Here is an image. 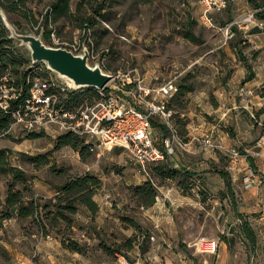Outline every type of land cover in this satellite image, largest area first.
I'll use <instances>...</instances> for the list:
<instances>
[{
  "label": "rangeland",
  "instance_id": "374dc122",
  "mask_svg": "<svg viewBox=\"0 0 264 264\" xmlns=\"http://www.w3.org/2000/svg\"><path fill=\"white\" fill-rule=\"evenodd\" d=\"M55 1L29 0V19L18 13H5L1 8L0 16L5 25L20 35L36 36L44 42V37L50 32L47 41L49 47L63 48L75 54L88 50L89 65L98 66L104 73L113 76L106 89L113 91L114 96L121 97L126 104H136L132 97L135 87L129 84L130 79L134 81L140 77L154 88L173 81L178 91L168 105L175 112L176 129L186 143V136L181 134L179 124H184L186 118L189 117L194 124L211 122V119L212 124H221V112L212 116L209 113L212 108L221 105L216 93L222 88L228 72L221 68L232 61L226 48L230 45L245 47L248 44L243 37L244 27L247 26L244 20L249 12L254 11L253 8L245 11L229 7L226 11L213 13L218 28L232 20L238 27L237 38L225 45V33L207 28L201 20L204 7L188 0H150L148 3L106 0L102 11L105 19L94 17L92 27L87 32L78 29L77 25L91 17L90 12L102 0H71L74 16L57 20L50 16ZM78 4H81V11H78ZM250 29L246 28V31ZM15 45L18 55L23 58L19 70L28 74L31 86L35 79L45 81L51 78L58 79L66 87L72 86L68 79L57 73L45 74L47 70L44 64L34 65L28 45L17 40ZM15 84L16 79L7 76L0 86L5 85L11 93L18 95ZM70 92L81 95L82 105L94 102L96 94L99 95V90L94 88ZM59 98L66 100L67 95L60 93ZM185 114L187 116L182 117ZM158 121L153 125L154 137L162 146L157 133L160 130ZM60 136L56 128L32 132L14 127L10 133L6 131L0 137V149L7 151L10 166L25 172L31 190L25 195L41 205L54 204L58 187L73 177L89 174L99 178L101 186L94 199L100 211L92 215L86 207L80 206L73 217L72 229L63 235L56 234L54 230L45 237L38 232L31 219L21 220L15 213L10 219L5 218L3 212L6 209L8 185L13 179L0 169V264H162L160 254L165 250L182 252L177 262L187 264L189 247L183 241L191 244L198 238L200 224L205 225L204 238L219 233V214L214 212L208 215L191 198L184 199L177 194L176 187L182 181V176L175 174L172 179H161L155 174L158 167L167 171L166 166L181 171L174 166L172 158L183 159L186 152L176 147L175 155L157 167L151 166L148 175L121 148L106 152L99 158L97 149L92 151L82 140L81 149L88 146L82 156L79 150L71 147H57ZM219 136L204 131L197 142L202 149L215 152L207 148L206 142L211 140L214 145L227 147ZM147 181L155 185L157 198L160 196L162 199L160 204L164 207V214H150V209L156 203L145 208L135 195V188ZM15 188L23 190L19 183ZM159 188H162V192ZM157 198L156 202H159ZM214 200L217 202L214 205L220 207L219 199ZM156 217L168 219L164 224L166 229L156 227ZM62 236L76 240L81 252L65 249ZM166 240H171V243H166Z\"/></svg>",
  "mask_w": 264,
  "mask_h": 264
},
{
  "label": "crops",
  "instance_id": "0c3cea01",
  "mask_svg": "<svg viewBox=\"0 0 264 264\" xmlns=\"http://www.w3.org/2000/svg\"><path fill=\"white\" fill-rule=\"evenodd\" d=\"M229 7L245 11L252 9L248 0H228L227 9ZM244 37L248 43L245 47L230 45L226 48L232 61L221 68L228 71L222 88L216 93L221 105L216 109L212 108L209 113L211 115L221 112V124H212V119L211 122L194 124L189 117L184 124L179 122L181 134L187 139V152L183 159L177 157L172 158V161L179 163V169L193 176L195 186L185 192L177 184V194L184 199L191 198L206 214L213 215L215 212L220 216L219 233L206 238L218 243L217 253H201L196 249L195 244L204 238L202 233L205 225L200 224L198 238L191 244L183 241L189 247L187 264H264V153L251 160H241L239 164L232 166L230 159L223 153L202 149L197 142L202 132L211 131L216 135L220 134V140L227 147L253 149L264 134V31H244ZM242 90L252 93L243 94ZM205 96L207 98V93ZM156 120L154 119L153 125ZM158 126L160 130L157 133L163 142L168 132L160 121ZM248 168H252L262 181L252 190H244L242 184L243 175ZM223 174H226L227 181ZM161 189L159 188L160 192ZM158 199L159 202L150 209V214L165 213L163 205L160 204L161 197ZM214 199H219L220 207L214 205L217 203ZM240 217L253 230V242L243 233ZM166 221L168 219L162 217L154 219L156 227L161 230L166 229ZM167 242L171 243V240H166ZM177 253L179 252L168 250L162 252V264H178L177 258L182 257V252Z\"/></svg>",
  "mask_w": 264,
  "mask_h": 264
},
{
  "label": "built area",
  "instance_id": "2783aa9c",
  "mask_svg": "<svg viewBox=\"0 0 264 264\" xmlns=\"http://www.w3.org/2000/svg\"><path fill=\"white\" fill-rule=\"evenodd\" d=\"M188 1L204 7L201 20L207 28L225 33V45L234 39L236 34L233 28H238L235 26L236 22L218 28L212 16L213 13L225 11L228 8V0ZM244 23L247 24L244 27L245 32H248L246 28L250 27L249 32L254 29L264 31V21L256 17V11L249 12ZM82 54L84 52L75 55ZM44 65L48 73L53 72L46 64ZM129 84L135 87L132 94L135 105L124 103L121 97L114 96L113 91L104 88L99 90L98 100L69 109L65 100L59 98V94L67 95L71 90H76L74 87L62 85L58 79L51 78L45 81L35 79L28 99L15 110H11V102L17 100L18 95L11 93L5 85H1L0 108L10 111L13 120L7 133L14 127H22L32 132L56 128L59 135L73 134L85 140L92 151L97 149L99 158L116 148L123 149L141 170L149 175V168L166 161L168 157H173L176 147L187 152V143L180 138L175 126V112L168 105L178 88L173 81L156 88L150 87L140 77L134 81L130 79ZM242 93L252 92L242 90ZM154 119H159L169 132L162 146L158 145L154 137ZM206 146L215 152L223 153L230 159L231 165L235 166L241 160L253 159L264 153V134L253 149L218 146L211 143V140L206 142ZM174 166L179 168V163L175 162ZM261 182L252 168L245 171L242 178L244 190H252ZM195 246L201 253L216 254L218 250V243L206 238L200 239Z\"/></svg>",
  "mask_w": 264,
  "mask_h": 264
},
{
  "label": "trees",
  "instance_id": "16d2710c",
  "mask_svg": "<svg viewBox=\"0 0 264 264\" xmlns=\"http://www.w3.org/2000/svg\"><path fill=\"white\" fill-rule=\"evenodd\" d=\"M28 1L29 0H0V8L5 13H18L29 19L30 11L27 9ZM137 1L148 3L150 0ZM70 2L71 0H56L51 6L50 16H54L56 20L63 17H73L74 14L71 11ZM248 3L254 11H256V17L264 21V0H248ZM105 4L106 0H102V3L90 12L91 17L82 21V23L77 25V28L87 32L92 27V19L94 17L100 16L105 19V15L102 13ZM78 11H81V4H78ZM233 30L236 34L234 37L235 39L239 32L237 28H233ZM49 39L50 32L44 37V43H46V45H49L47 44ZM21 60H23V58L17 53L15 40L11 38V33L0 16V84L2 79L7 76L11 78L14 77L16 79L15 85L18 89V98L11 102V110H15L20 105L24 104L30 93L31 82H28L29 76L27 73H23L19 70L22 64ZM44 73L47 74L48 72L45 71ZM80 96L81 95L78 93L69 92L67 94V99L65 100L67 107L73 109L81 106L82 100ZM95 97H97L96 100L100 98L97 94ZM12 123L13 120L10 111H4L0 108V137L9 129ZM80 139V137L73 134L61 135L57 139V147H71L74 150H79L83 156L84 151L88 146L81 149L83 139ZM167 159H169V157ZM251 159L252 158L249 160ZM162 163L153 166L157 167ZM166 168L167 171H162L159 167L156 168L155 174L161 179H172L175 174H178L183 177L182 181L178 184L183 190H185V192L194 188L192 175H189L182 170L175 171V169H173L174 167L166 166ZM0 169L4 174L11 176L13 179V182L8 185L9 189L5 201L6 209L3 212L5 218L10 219L15 213V215L21 220L31 219L32 223L37 227L38 232L45 237L50 236L51 232L54 230H56V234L63 235L64 232L72 229L73 217L78 213L80 206L86 207L92 215H96L100 211V206L95 201L94 197L96 191L101 186V181L95 176L86 174L69 179L64 185L58 187V193L57 197L54 199V204L49 202L45 205H41L25 195L27 192H31L28 187V180L25 172L16 167L10 166L8 163L7 151L2 149H0ZM223 176L227 181L226 174H223ZM17 183L23 186V190H16L15 185ZM187 185L188 187H186ZM135 195L138 197L140 204L143 207L149 208L156 203L157 189L152 181H147L142 186L135 188ZM240 220L242 222L243 233L251 242H253L255 236L249 223L244 221L241 217ZM132 224L137 226L134 221H132ZM61 240L62 246L65 249L78 253L81 252L80 245L76 240L72 238L67 239L65 236H62Z\"/></svg>",
  "mask_w": 264,
  "mask_h": 264
},
{
  "label": "water",
  "instance_id": "95a60500",
  "mask_svg": "<svg viewBox=\"0 0 264 264\" xmlns=\"http://www.w3.org/2000/svg\"><path fill=\"white\" fill-rule=\"evenodd\" d=\"M11 33V38L28 45L31 50V58L34 65L46 64L47 67L72 81L76 90L94 88L102 90L113 80L112 75L103 72L100 67L89 65V51L82 55L63 49L47 46L42 39L32 35H20L15 29L6 25Z\"/></svg>",
  "mask_w": 264,
  "mask_h": 264
},
{
  "label": "bare ground",
  "instance_id": "6f19581e",
  "mask_svg": "<svg viewBox=\"0 0 264 264\" xmlns=\"http://www.w3.org/2000/svg\"><path fill=\"white\" fill-rule=\"evenodd\" d=\"M63 78H65V77H63ZM66 79H67V78H66ZM68 80H69V79H68ZM69 82L71 83L72 86H74L73 83H72V81L69 80Z\"/></svg>",
  "mask_w": 264,
  "mask_h": 264
}]
</instances>
